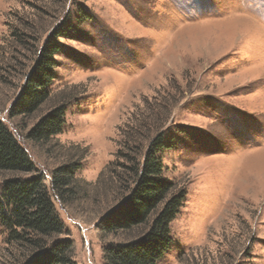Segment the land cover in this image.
Returning <instances> with one entry per match:
<instances>
[{
  "label": "rangeland",
  "instance_id": "1",
  "mask_svg": "<svg viewBox=\"0 0 264 264\" xmlns=\"http://www.w3.org/2000/svg\"><path fill=\"white\" fill-rule=\"evenodd\" d=\"M61 22L71 31L59 38L50 99L9 116L34 49ZM164 102L177 142L163 153V175L186 195L156 264H264V0H0V120L50 195L52 169L82 158L76 197L51 196L79 264H105L104 246L139 234L100 229L127 194L107 168L121 130ZM58 103L61 132L28 139ZM10 175L0 172V185ZM26 254L0 225V264H25Z\"/></svg>",
  "mask_w": 264,
  "mask_h": 264
},
{
  "label": "trees",
  "instance_id": "2",
  "mask_svg": "<svg viewBox=\"0 0 264 264\" xmlns=\"http://www.w3.org/2000/svg\"><path fill=\"white\" fill-rule=\"evenodd\" d=\"M70 31L71 24L61 22L40 48L34 49V60L9 108V116H31L50 99V85L56 78L55 56L61 49L59 38L69 37ZM11 35L18 38L19 44H25L22 34ZM167 103L152 107L121 130L115 160L107 169L127 194L100 219L99 225L104 234L136 228L140 232L131 239L104 246L105 264H156L170 247V223L186 192L163 175V153L177 142L168 128L171 110ZM65 113L64 104L53 105L29 129L28 139L49 142L61 132ZM79 160L52 169L50 195L28 152L0 120V172L11 173L0 185V225L6 230L9 245L27 252L25 264H79L72 257L69 230L51 199L55 196L66 203L76 197L75 175L82 169ZM114 164L119 166L118 171Z\"/></svg>",
  "mask_w": 264,
  "mask_h": 264
}]
</instances>
